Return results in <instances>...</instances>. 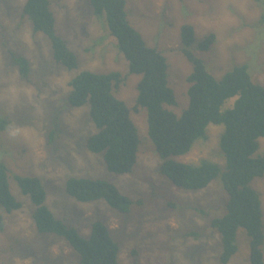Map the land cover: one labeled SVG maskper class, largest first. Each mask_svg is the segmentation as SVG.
Segmentation results:
<instances>
[{
    "label": "rangeland",
    "instance_id": "rangeland-1",
    "mask_svg": "<svg viewBox=\"0 0 264 264\" xmlns=\"http://www.w3.org/2000/svg\"><path fill=\"white\" fill-rule=\"evenodd\" d=\"M25 1L0 0V119L8 120L7 127L0 126V160L8 167L12 193L22 202L13 211L0 203L5 220L0 264H81L78 252L64 238L38 231L36 205L21 191L15 174L39 177L47 190L46 204L82 235H89L95 220L104 221L119 242L121 264H223L221 234L210 225L212 217L224 212L227 192L222 179L217 177L203 189L186 190L159 172L162 159L148 134L147 109H133L141 75L130 73L105 16L96 15L89 0H50L56 32L78 58L79 66L68 69L55 62L48 36L34 32L31 20L23 15ZM126 1L131 24L149 46L167 57L168 81L177 101L167 107L178 115L189 105L187 77L193 70L182 52L184 24L194 26L191 48L216 78L248 63L252 79L264 84V0ZM210 32L216 34L215 42L208 50H199V42ZM12 50L30 60L28 79L12 63ZM84 69L119 71L124 78L114 92L130 107L140 136L137 163L129 173L109 171L103 155L86 147L87 137L97 130L90 105L75 107L68 102L69 81ZM234 100L229 99L225 108ZM223 131L224 124H210L206 137L175 158L190 163L207 159L224 169L219 144ZM262 153L264 137L256 155ZM70 176L111 181L134 203L130 211L120 212L103 199L79 201L65 192ZM251 185L260 193L264 212V175ZM237 244L238 251L226 264H250L244 228L238 229Z\"/></svg>",
    "mask_w": 264,
    "mask_h": 264
},
{
    "label": "trees",
    "instance_id": "trees-1",
    "mask_svg": "<svg viewBox=\"0 0 264 264\" xmlns=\"http://www.w3.org/2000/svg\"><path fill=\"white\" fill-rule=\"evenodd\" d=\"M98 16H105L110 33L117 39L119 50L129 63V71L140 74L137 83V103L147 109L148 134L162 159L159 172L176 186L186 190L207 187L221 177L227 192L224 212L210 219V225L221 234L222 250L219 261L226 264L238 251L237 233L244 228L249 236L250 264H264V223L260 193L251 185L255 177L264 175V153L257 154L260 137H264V84L252 79L248 63L236 65L220 79L207 68L205 61L191 48L195 40L192 24L181 27L182 52L193 64L188 75L189 105L178 115L167 105H175L176 95L168 81L167 57L149 46L141 32L128 19L126 0H89ZM23 15L28 17L34 32H41L51 41L56 63L68 69L79 66L76 54L67 41L56 32V19L50 0H26ZM264 22V14L262 17ZM216 40L210 32L198 44L199 50H208ZM12 63L20 76L28 79L30 60L11 51ZM124 80L121 72L82 70L69 81L68 102L75 107L87 103L96 132L86 139V147L103 155L109 171L123 174L133 170L137 163L140 136L127 103L115 95L114 89ZM235 98L232 106L225 103ZM224 124L220 148L225 157V168L215 161L203 159L190 163L176 159L186 155L195 142L206 137L210 124ZM7 119H0L5 128ZM54 131L51 132V140ZM21 191L36 205L33 218L40 233L64 238L78 252L81 264H121L119 242L102 220L91 224L88 236L76 226L58 218L46 204L47 190L37 176L15 174ZM65 192L79 201L103 199L112 208L128 212L133 199L113 182L103 178L70 176ZM0 203L7 211L22 206L12 193L7 165L0 160ZM5 227L0 212V231Z\"/></svg>",
    "mask_w": 264,
    "mask_h": 264
}]
</instances>
